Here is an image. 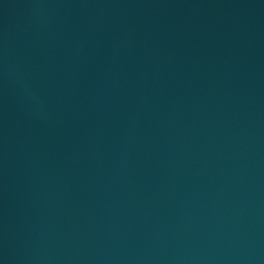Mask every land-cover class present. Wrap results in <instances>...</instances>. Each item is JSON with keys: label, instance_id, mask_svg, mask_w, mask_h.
Instances as JSON below:
<instances>
[{"label": "water", "instance_id": "water-1", "mask_svg": "<svg viewBox=\"0 0 264 264\" xmlns=\"http://www.w3.org/2000/svg\"><path fill=\"white\" fill-rule=\"evenodd\" d=\"M0 264H264V0H0Z\"/></svg>", "mask_w": 264, "mask_h": 264}]
</instances>
